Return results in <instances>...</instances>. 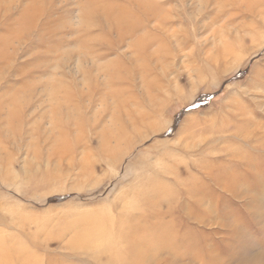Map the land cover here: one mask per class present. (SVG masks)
<instances>
[{
  "label": "rangeland",
  "instance_id": "obj_1",
  "mask_svg": "<svg viewBox=\"0 0 264 264\" xmlns=\"http://www.w3.org/2000/svg\"><path fill=\"white\" fill-rule=\"evenodd\" d=\"M0 264H264V0H0Z\"/></svg>",
  "mask_w": 264,
  "mask_h": 264
},
{
  "label": "bare ground",
  "instance_id": "obj_2",
  "mask_svg": "<svg viewBox=\"0 0 264 264\" xmlns=\"http://www.w3.org/2000/svg\"><path fill=\"white\" fill-rule=\"evenodd\" d=\"M34 14H35V13H33V16H32V17H35ZM35 15H36V14H35ZM132 26H134V25H133V24L131 25V27L129 28L130 30L133 29ZM140 28L142 29L141 26H139V27H137V28H134L133 31H132V32H128L127 35L134 34L135 32H137V29H140Z\"/></svg>",
  "mask_w": 264,
  "mask_h": 264
}]
</instances>
